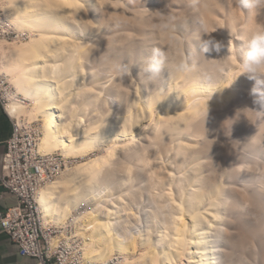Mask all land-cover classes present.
I'll return each instance as SVG.
<instances>
[{"label":"bare ground","instance_id":"6f19581e","mask_svg":"<svg viewBox=\"0 0 264 264\" xmlns=\"http://www.w3.org/2000/svg\"><path fill=\"white\" fill-rule=\"evenodd\" d=\"M135 5L0 0V29L16 33L0 35V98L18 132L36 133L32 155L54 163L34 162L49 252L64 245L79 264H264V76L241 74L264 13L226 18L211 41L199 22L161 49Z\"/></svg>","mask_w":264,"mask_h":264},{"label":"built area","instance_id":"2783aa9c","mask_svg":"<svg viewBox=\"0 0 264 264\" xmlns=\"http://www.w3.org/2000/svg\"><path fill=\"white\" fill-rule=\"evenodd\" d=\"M10 33L0 29L2 36H10ZM3 104L4 100L0 98V105L3 106ZM35 138L37 135L33 130L20 133L14 125L6 142L0 186L16 197V203L0 211V230L8 232L11 239L18 245L20 254L35 258L36 264H79L78 255L64 245L49 252L48 241L39 219V210L33 197L37 181L41 183V178H37L39 175L34 162L43 165L54 163L47 156L43 158L38 153L35 156L32 155L36 147ZM15 151H18L17 156L11 159L9 165H6L5 156L14 155ZM46 171L48 175L53 172L50 167H46ZM19 177L24 179V182H21Z\"/></svg>","mask_w":264,"mask_h":264},{"label":"rangeland","instance_id":"374dc122","mask_svg":"<svg viewBox=\"0 0 264 264\" xmlns=\"http://www.w3.org/2000/svg\"><path fill=\"white\" fill-rule=\"evenodd\" d=\"M128 1L132 2V4L133 3L136 4L135 7L129 6L131 9H135L136 11H140V12L141 11L145 12V10L146 11L149 10V14H151V18H149L150 15L148 14V12H146V13H144V15L145 14L146 15L142 18V22H144V24H145V22L147 23V21H148V23L145 24V26L147 25L146 27L148 28L147 31L148 32L150 31V33L153 35V37L155 39L156 45L158 47H160L161 49L167 45L172 44L175 40H177L180 43H183L185 41V39L187 38V36L189 34H191L193 28L196 27L199 22L204 23V27L201 29L200 33L202 34L203 37H206V38L208 37V41H211V38L214 36V34L212 36L211 33H213V31L218 29L220 26L221 27L224 26L228 21V19H226V18L230 19L231 17H237L240 14L237 11L235 12V10H236L235 8L237 6H238L237 8L239 11H244V13L243 12H241V13L245 16H243L242 14L238 16L241 18H245L247 15H250L252 7H255V9H257L259 12L264 13V0H257V1L256 0H248V2L250 1L249 3H244L243 0H237L234 2L231 0L233 2V9H235V10H231L232 4H231L230 0H223V1L222 0H219V1L213 0L214 2L212 0H210L208 5H207L208 0H198V1L196 0V4H194L195 0H145V1L144 0L143 1H141V0H128ZM192 1H193V3L191 4ZM204 1H206L205 4H204ZM227 1L229 2V4H226ZM201 2H202V4H201ZM210 2H212L213 6L211 5ZM193 4H194V6L197 5L196 7L198 10L196 9V7L193 6ZM225 4H226V6H225ZM234 4H235V6H234ZM247 4H250V6H248ZM203 5H204V7H203ZM228 5L231 6V8ZM191 6L194 7V10H192L193 7H191ZM205 6H206V9H205ZM257 6H259V7H257ZM150 7L154 8L155 10H153ZM157 7H158V9H157ZM185 7H186V9L182 10ZM189 7H190L191 11H189V9H188ZM146 8H148V9H146ZM173 8H175L174 9L175 11L172 10ZM179 8H181V10H179ZM203 8L205 9V11ZM143 9H145V10H143ZM187 9H188V11H187ZM228 9H230L229 12H228ZM246 10H247V12H246ZM154 11H156V12H154ZM172 11H174V13ZM180 12H182V13H180ZM152 13L154 15L156 14L158 16V18H156L157 16H154V15L152 16ZM177 13L178 14L180 13V14L177 15ZM227 14H231V15H227ZM200 15H202V18ZM176 17H177V19H176ZM220 17L221 18L224 17L225 20L223 18L221 19ZM146 19H148V20L144 21ZM223 20H224V22H222ZM148 25H150V26H148ZM165 26H166V28H165ZM12 32L10 33L11 37L5 38L4 40H7L8 42L12 41L14 39V37L16 36V33L14 31H12ZM162 36H163V38H162ZM22 38L23 39L26 38V35L23 36ZM171 41H172V43H171ZM176 49L180 50V47L177 46ZM6 86H7V83H5V87ZM22 117H24V116H22ZM29 121L40 123V121H35V120H31V119ZM56 152L59 153L60 151L57 150ZM68 160L71 161L72 164H70V166H72L73 164H76L78 161H80L81 158L80 157H77V158L72 157V158H68ZM79 208L80 207H78V209Z\"/></svg>","mask_w":264,"mask_h":264},{"label":"crops","instance_id":"0c3cea01","mask_svg":"<svg viewBox=\"0 0 264 264\" xmlns=\"http://www.w3.org/2000/svg\"><path fill=\"white\" fill-rule=\"evenodd\" d=\"M12 130L13 121L6 109L0 105V175L6 142ZM15 203L16 197L0 186V211L13 206ZM0 264H36V259L30 256H22L18 245L11 239L10 234L0 230Z\"/></svg>","mask_w":264,"mask_h":264},{"label":"clouds","instance_id":"9594fccd","mask_svg":"<svg viewBox=\"0 0 264 264\" xmlns=\"http://www.w3.org/2000/svg\"><path fill=\"white\" fill-rule=\"evenodd\" d=\"M243 2L248 3V0ZM241 68V74H247L250 79L264 76V31H257L247 41V51Z\"/></svg>","mask_w":264,"mask_h":264}]
</instances>
